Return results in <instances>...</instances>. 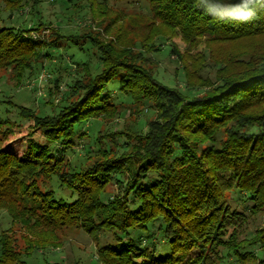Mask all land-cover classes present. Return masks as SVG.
<instances>
[{
    "label": "trees",
    "instance_id": "1",
    "mask_svg": "<svg viewBox=\"0 0 264 264\" xmlns=\"http://www.w3.org/2000/svg\"><path fill=\"white\" fill-rule=\"evenodd\" d=\"M133 1L147 3L149 19L124 13L118 26L88 3V20L116 31L104 41L86 18L77 33L57 26L51 39L33 40L28 32L47 29L37 1L0 0V79L9 72L16 87L33 82L48 64L60 65L54 61L62 57L51 50L62 41H89L100 61L94 76L90 60L66 64L70 80L60 67L47 74L51 114L21 105H14V118L0 114V213L40 221L51 231L85 227L99 247L96 264H217L231 255L237 264H264V227L255 238L240 240L248 216L227 197L243 192L249 212L264 214V0ZM102 3L115 10L108 0ZM26 16L35 22L32 30L23 25ZM14 18L16 25H6ZM177 32L191 64L174 46L169 52L185 64L187 92L158 80L148 58L160 50L157 38ZM114 81L129 101L111 102L105 89ZM10 97L0 104L10 105ZM140 105L155 115L144 132L99 136L97 142L110 144L101 143L97 155L87 148L83 166L72 169L66 153L74 149L77 127L107 115L119 119ZM22 119L41 139L30 138L17 155L6 143ZM112 180L124 189L123 198L107 196ZM158 218L165 239L160 250L132 234L147 232ZM6 231L0 234V264H27L22 256L41 245L24 238L27 250H16ZM100 235L110 240L103 245Z\"/></svg>",
    "mask_w": 264,
    "mask_h": 264
},
{
    "label": "rangeland",
    "instance_id": "2",
    "mask_svg": "<svg viewBox=\"0 0 264 264\" xmlns=\"http://www.w3.org/2000/svg\"><path fill=\"white\" fill-rule=\"evenodd\" d=\"M37 9L40 11L43 22L45 23V31H30L28 32L35 39H43L52 37V32L57 29V26L62 27L63 33H77L79 27L84 25V19L88 20L89 16V5L88 3L92 1L96 10L102 12H107V14H102L103 17L107 18V24L112 22L119 24H124L122 17L124 13L137 14L139 13L140 18L144 20L149 19L146 15H150L148 10V5L145 1H133V0H108V4L111 8L115 10L104 9V4L102 0H74L69 3L67 0H36ZM76 4H78L76 6ZM101 8V10H100ZM118 14V15H117ZM6 15V14H4ZM2 15V18H5ZM101 18V17H100ZM37 18L33 19L36 21ZM17 18L8 20L6 25H16ZM114 20V21H113ZM143 20V21H144ZM100 20L90 21L86 23L90 26H95V32L102 33L100 38L104 41L111 39L112 35L116 31H112L109 25L97 27V23ZM34 21H32L30 16H26L23 21V25L27 29L34 27ZM106 25V24H105ZM115 26V27H116ZM114 27V28H115ZM107 30H110L106 33ZM142 33L145 30L142 28ZM156 46L160 48L158 52L148 54L151 62V70L154 71L155 77L162 83L169 87H177L182 91L187 92L185 88V80L183 76L182 67L185 65L176 55H170L169 48L173 46L181 53L185 61L188 62L187 54L188 50L186 43L181 39V34L177 32L176 36L173 38H157L155 41ZM51 52L55 56H60L62 59H57L54 62L60 63V65L54 66L53 64H48L44 68V72L33 82L29 84L24 83L16 87V82H14L7 72L2 74L0 79V100H5L10 97L11 104L5 105L0 104V114L9 118H14L17 116L18 110L14 105H21L30 109H37L41 114H51L53 109L49 105V94L47 92L46 86L48 85L47 74L52 73L53 69H58L60 67L61 74L65 80L68 78V72L65 71V65L74 66L75 63H81L84 60H90V73L94 76L98 73V67L100 61L98 59V51L89 42H81L80 44H73L71 42L62 41L60 43V48L52 49ZM55 64V63H54ZM190 65L191 63L188 62ZM75 68H72V71ZM208 70L204 71L207 72ZM208 75V74H207ZM211 78L214 77V71L209 73ZM208 75V76H209ZM32 83V84H31ZM65 88L63 85L61 89ZM201 91V89H198ZM106 93L111 96V102L119 103L125 99L118 90V82L114 81L106 86ZM57 108V107H56ZM107 115L99 118H93L76 128L77 137L74 141V149H69L67 151V157L69 162L72 164V169L79 168L83 166L86 160V150H92V155H97L101 143L104 147H107L110 143L108 139L104 141L97 142L99 136H107L112 132H123L127 135H132L133 131L137 128L143 132L146 130V123L148 120L154 119V111L151 106H139V110L134 109L133 112L130 110L125 111L119 119L109 120L113 116ZM19 125L16 127L15 133L11 136L10 140L6 143L9 150L13 151L17 155L24 153L28 146V141L30 138L41 139L39 132L35 133L33 129V123H29L27 119L18 120ZM138 123V124H137ZM123 133H120L121 135ZM33 134V135H32ZM83 135V136H82ZM125 141V136L120 138V143ZM125 176L128 174L125 172ZM107 196H112V198H123L124 189H120L119 185H116L115 181L112 180L109 185H107ZM68 193V192H67ZM125 197V195H124ZM130 197V196H129ZM231 206L241 212H245L248 216V225L244 232L241 233L240 240H250L257 235V230L264 227V214L252 215L249 212L251 206L250 201H248V195L243 192H234L227 194ZM106 200V199H105ZM130 202V199H128ZM12 217L6 211L0 213V234L6 231L5 235L11 236L13 240L16 241V250L26 251L28 248V243L24 242V238L28 239L29 242H37L40 244L39 251L37 253H32L30 256H22V259L26 261L27 264H96L98 259V245L95 240L86 231L85 227H63L57 230H49L44 225V223L37 220H25L24 217L15 216ZM29 221V222H28ZM162 225V219L158 218L153 223L148 226V231L146 232H133L135 238H140L143 245L150 246L153 243L157 244L160 250L164 247V235L159 229ZM9 229V230H8ZM231 232V230H230ZM148 235V236H147ZM101 244L106 243L104 235H100ZM26 241V240H25ZM45 244V245H44ZM100 244V245H101ZM104 245V244H103ZM253 249V247H252ZM246 251L251 250L249 246L246 247ZM196 252H192V256ZM226 254V251H223ZM217 264H237L236 258L234 256L225 257L223 263Z\"/></svg>",
    "mask_w": 264,
    "mask_h": 264
}]
</instances>
